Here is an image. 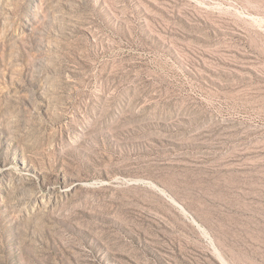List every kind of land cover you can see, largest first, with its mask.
<instances>
[{
    "label": "rangeland",
    "instance_id": "1",
    "mask_svg": "<svg viewBox=\"0 0 264 264\" xmlns=\"http://www.w3.org/2000/svg\"><path fill=\"white\" fill-rule=\"evenodd\" d=\"M0 264H264V0H0Z\"/></svg>",
    "mask_w": 264,
    "mask_h": 264
}]
</instances>
